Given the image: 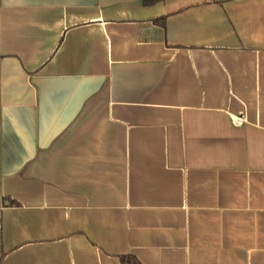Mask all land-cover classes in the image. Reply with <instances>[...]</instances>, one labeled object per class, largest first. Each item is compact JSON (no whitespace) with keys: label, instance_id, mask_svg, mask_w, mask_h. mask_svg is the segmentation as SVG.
Instances as JSON below:
<instances>
[{"label":"crops","instance_id":"0c3cea01","mask_svg":"<svg viewBox=\"0 0 264 264\" xmlns=\"http://www.w3.org/2000/svg\"><path fill=\"white\" fill-rule=\"evenodd\" d=\"M124 256L264 264V0H0V264Z\"/></svg>","mask_w":264,"mask_h":264},{"label":"trees","instance_id":"16d2710c","mask_svg":"<svg viewBox=\"0 0 264 264\" xmlns=\"http://www.w3.org/2000/svg\"><path fill=\"white\" fill-rule=\"evenodd\" d=\"M142 1V4L143 6L145 7H151V6H154L160 2H162L163 0H141ZM156 24H159V25H162L164 26L165 25V18H160V19H157L155 20ZM124 263H127V264H141L135 257L133 256H124L122 257L121 259Z\"/></svg>","mask_w":264,"mask_h":264},{"label":"built area","instance_id":"2783aa9c","mask_svg":"<svg viewBox=\"0 0 264 264\" xmlns=\"http://www.w3.org/2000/svg\"><path fill=\"white\" fill-rule=\"evenodd\" d=\"M235 124H236L237 126H241V125L243 124V118H238V119H236Z\"/></svg>","mask_w":264,"mask_h":264}]
</instances>
